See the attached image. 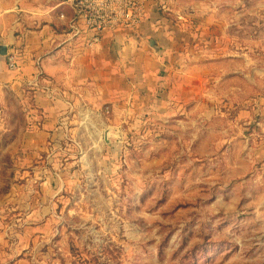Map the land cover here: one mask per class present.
I'll list each match as a JSON object with an SVG mask.
<instances>
[{
  "label": "rangeland",
  "instance_id": "374dc122",
  "mask_svg": "<svg viewBox=\"0 0 264 264\" xmlns=\"http://www.w3.org/2000/svg\"><path fill=\"white\" fill-rule=\"evenodd\" d=\"M153 10L177 116L121 120L115 151L37 149L0 87V264H264V0Z\"/></svg>",
  "mask_w": 264,
  "mask_h": 264
},
{
  "label": "crops",
  "instance_id": "0c3cea01",
  "mask_svg": "<svg viewBox=\"0 0 264 264\" xmlns=\"http://www.w3.org/2000/svg\"><path fill=\"white\" fill-rule=\"evenodd\" d=\"M158 4L146 0L137 29L106 31L95 40L81 21L79 33L72 30V0H0V87L14 91L22 106L29 142L36 135L59 141L75 126L74 135L91 136L80 150L86 161L85 153L102 146L115 151L121 120L172 122L177 79L167 73L165 33L153 10ZM9 54L16 70L8 66ZM43 143L36 139L37 149Z\"/></svg>",
  "mask_w": 264,
  "mask_h": 264
},
{
  "label": "built area",
  "instance_id": "2783aa9c",
  "mask_svg": "<svg viewBox=\"0 0 264 264\" xmlns=\"http://www.w3.org/2000/svg\"><path fill=\"white\" fill-rule=\"evenodd\" d=\"M76 11L71 28L77 34V21L94 33L96 40L106 31L135 30L146 15V0H72ZM98 40V39H97ZM11 70L18 68L14 54L8 55Z\"/></svg>",
  "mask_w": 264,
  "mask_h": 264
},
{
  "label": "water",
  "instance_id": "95a60500",
  "mask_svg": "<svg viewBox=\"0 0 264 264\" xmlns=\"http://www.w3.org/2000/svg\"><path fill=\"white\" fill-rule=\"evenodd\" d=\"M151 47L154 48L156 51L160 52V49L156 45V41L154 40L151 41Z\"/></svg>",
  "mask_w": 264,
  "mask_h": 264
}]
</instances>
